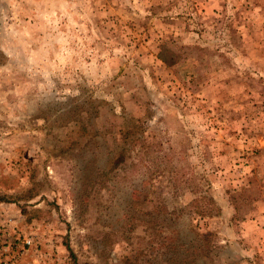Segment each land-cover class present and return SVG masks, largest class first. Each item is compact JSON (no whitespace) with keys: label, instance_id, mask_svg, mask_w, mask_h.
I'll return each mask as SVG.
<instances>
[{"label":"rangeland","instance_id":"374dc122","mask_svg":"<svg viewBox=\"0 0 264 264\" xmlns=\"http://www.w3.org/2000/svg\"><path fill=\"white\" fill-rule=\"evenodd\" d=\"M0 264H264V0H0Z\"/></svg>","mask_w":264,"mask_h":264},{"label":"crops","instance_id":"0c3cea01","mask_svg":"<svg viewBox=\"0 0 264 264\" xmlns=\"http://www.w3.org/2000/svg\"><path fill=\"white\" fill-rule=\"evenodd\" d=\"M257 219H258V218H257ZM257 219H256L255 221H253V223H255L254 225L259 224V222H260V221L257 220Z\"/></svg>","mask_w":264,"mask_h":264},{"label":"trees","instance_id":"16d2710c","mask_svg":"<svg viewBox=\"0 0 264 264\" xmlns=\"http://www.w3.org/2000/svg\"><path fill=\"white\" fill-rule=\"evenodd\" d=\"M164 61H167L166 58H163ZM168 62V61H167Z\"/></svg>","mask_w":264,"mask_h":264}]
</instances>
